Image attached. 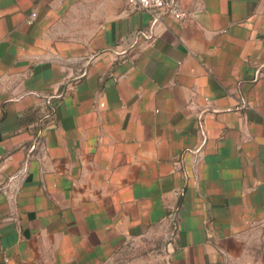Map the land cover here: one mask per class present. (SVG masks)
I'll list each match as a JSON object with an SVG mask.
<instances>
[{
	"label": "crops",
	"instance_id": "obj_1",
	"mask_svg": "<svg viewBox=\"0 0 264 264\" xmlns=\"http://www.w3.org/2000/svg\"><path fill=\"white\" fill-rule=\"evenodd\" d=\"M178 1L0 0V264H264V0Z\"/></svg>",
	"mask_w": 264,
	"mask_h": 264
},
{
	"label": "built area",
	"instance_id": "obj_2",
	"mask_svg": "<svg viewBox=\"0 0 264 264\" xmlns=\"http://www.w3.org/2000/svg\"><path fill=\"white\" fill-rule=\"evenodd\" d=\"M126 4L131 11L150 14L157 20L169 18L178 24H183L189 18V14L178 0H126ZM35 16L34 12L31 13L27 23L31 24ZM2 261L7 262L5 258Z\"/></svg>",
	"mask_w": 264,
	"mask_h": 264
}]
</instances>
